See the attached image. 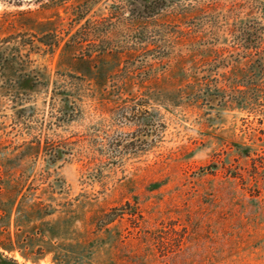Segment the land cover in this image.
I'll use <instances>...</instances> for the list:
<instances>
[{"label": "rangeland", "instance_id": "1", "mask_svg": "<svg viewBox=\"0 0 264 264\" xmlns=\"http://www.w3.org/2000/svg\"><path fill=\"white\" fill-rule=\"evenodd\" d=\"M0 264H264V0H0Z\"/></svg>", "mask_w": 264, "mask_h": 264}, {"label": "trees", "instance_id": "2", "mask_svg": "<svg viewBox=\"0 0 264 264\" xmlns=\"http://www.w3.org/2000/svg\"><path fill=\"white\" fill-rule=\"evenodd\" d=\"M110 217V215H108V217L107 218H109Z\"/></svg>", "mask_w": 264, "mask_h": 264}, {"label": "water", "instance_id": "3", "mask_svg": "<svg viewBox=\"0 0 264 264\" xmlns=\"http://www.w3.org/2000/svg\"><path fill=\"white\" fill-rule=\"evenodd\" d=\"M28 1V0H27ZM30 1V0H29Z\"/></svg>", "mask_w": 264, "mask_h": 264}]
</instances>
